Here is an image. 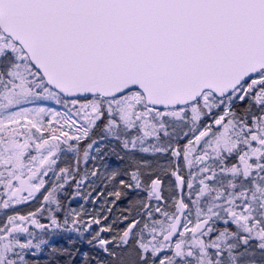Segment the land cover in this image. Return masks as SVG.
<instances>
[{
  "label": "snow or ice",
  "instance_id": "obj_1",
  "mask_svg": "<svg viewBox=\"0 0 264 264\" xmlns=\"http://www.w3.org/2000/svg\"><path fill=\"white\" fill-rule=\"evenodd\" d=\"M0 264H264V0H0Z\"/></svg>",
  "mask_w": 264,
  "mask_h": 264
}]
</instances>
